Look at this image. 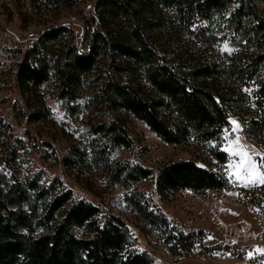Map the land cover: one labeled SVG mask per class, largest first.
<instances>
[{"label":"trees","instance_id":"1","mask_svg":"<svg viewBox=\"0 0 264 264\" xmlns=\"http://www.w3.org/2000/svg\"><path fill=\"white\" fill-rule=\"evenodd\" d=\"M52 1L68 5L73 0ZM86 1L22 12L21 21L29 26L57 20ZM32 3L45 6V0ZM262 3L95 0L83 50L65 44L70 28L50 26L18 64L17 85L32 109L28 121L45 115L46 89L64 103L68 116L82 113L96 119L85 122L92 163L103 169L106 185L126 191L140 230L157 231L171 254L188 255L201 231L168 218L135 184L150 179L160 198L182 190L203 195L228 186L226 176L221 168L212 169L209 160L202 166L194 159H177L154 169L113 154L133 146L126 129L133 118L168 145L193 140L219 166L229 159L219 146L232 117L242 121L249 139L264 137ZM222 41L234 51H222ZM212 140L214 145L206 144ZM67 149L63 162L81 168L86 152ZM20 156L18 145L0 155V264H154L149 251L132 246L128 223L103 203L78 194L59 176L45 182L34 175L20 178L13 166Z\"/></svg>","mask_w":264,"mask_h":264},{"label":"rangeland","instance_id":"2","mask_svg":"<svg viewBox=\"0 0 264 264\" xmlns=\"http://www.w3.org/2000/svg\"><path fill=\"white\" fill-rule=\"evenodd\" d=\"M264 8V3L261 4ZM86 10V7H85ZM74 17H73V16ZM76 14L69 13L67 18H76ZM70 16V17H69ZM63 17V18H64ZM78 17V16H77ZM8 19V20H7ZM0 14V25L8 29H17L19 25L18 17L13 15L6 17ZM2 25L0 27H2ZM65 44H74L77 39V32L70 28ZM225 41H222L220 48L223 49ZM230 48V47H229ZM51 91L46 89L44 96L45 115L42 120L28 121V114L31 107L25 102V95L17 85L15 75L0 74V155L9 148L18 145L21 156L18 157L13 166L17 167L20 178L37 176L41 182L49 180L53 176H59L64 184L72 187L78 194H86L91 200L103 203L114 214L124 219L132 231V246L138 250H147L151 254L162 258L161 264H170L173 256L167 246L162 244L157 237L155 230H140L141 221L128 207L126 201V191L119 187H110L104 182V172L100 165H95L91 161L93 156L89 140L85 136V122L95 121L82 113L68 116L64 103L56 100L50 95ZM85 95H87L85 93ZM22 101L24 108L22 107ZM240 125V131L232 133L231 123L225 128L228 130L229 139L235 135L241 137V143L249 150L264 153V137L256 140L249 139L244 133V125L237 117H232ZM126 129L132 138L133 146L130 149L120 148L114 154V158L139 160L145 166L156 169L161 164L177 159H194L202 166L206 161H210L212 169L221 168L227 178L228 184L241 185L235 176H229L228 165L230 158L219 166L211 158L208 152L193 140L178 145H168L159 139L142 121L131 119L126 122ZM225 129L223 131V141L219 148L223 149L227 141L224 140ZM24 141V147L16 144L15 139ZM49 142L56 152L45 144ZM207 145H214L215 142L208 141ZM77 147L86 152L85 163L79 166H69L63 162L68 147ZM259 159V157H257ZM135 188L142 190L145 196L152 198L161 208L168 218L176 221L184 228L188 229H208L212 235L228 234L229 226L237 221L245 220L254 226V217L244 204L233 199V194L210 195L208 197L200 194H193L190 190H182L166 198H160L152 191L150 179H144L135 184ZM201 211L200 214L198 212ZM78 235L81 230H76ZM213 259H203L201 256L183 258L175 264H217Z\"/></svg>","mask_w":264,"mask_h":264},{"label":"built area","instance_id":"3","mask_svg":"<svg viewBox=\"0 0 264 264\" xmlns=\"http://www.w3.org/2000/svg\"><path fill=\"white\" fill-rule=\"evenodd\" d=\"M57 1V0H56ZM74 0L63 5L60 1L53 4L52 0H45V6H37L32 0H0L3 12L18 15L17 29H0V64L5 67V74L14 75V69L20 63V54L31 48L38 38V34H28L24 29V22L20 20L21 12L33 14L38 9L49 10V5L71 6ZM95 0H89L86 5V14L81 18H59L56 24H65L77 33L75 46L79 50L84 48V38L88 30L93 27V12ZM53 24H46L49 27ZM191 191V190H190ZM193 194V191H191ZM233 194V199L245 205L254 217V226L245 220L237 221L229 226L228 234L212 235L208 229H193L201 232L195 236L191 251L188 255L171 254L170 264H175L183 258L201 256L203 259H213L217 264H264V253L257 249H264V185L243 187L242 185L229 184L220 189H208L203 195ZM201 211L198 212L200 214ZM154 264H161L162 258L152 253Z\"/></svg>","mask_w":264,"mask_h":264},{"label":"snow or ice","instance_id":"4","mask_svg":"<svg viewBox=\"0 0 264 264\" xmlns=\"http://www.w3.org/2000/svg\"><path fill=\"white\" fill-rule=\"evenodd\" d=\"M222 51L230 54L234 49L229 48L228 43L225 42ZM230 123L232 133L240 131L237 121L232 120ZM229 135L228 130L225 129L224 140L227 141V144L222 151L227 152L230 158L228 165L230 178L234 175L236 181L240 182L243 187L264 185V153L249 150L240 142L239 135H235L233 139H229ZM256 251L264 253V249Z\"/></svg>","mask_w":264,"mask_h":264},{"label":"bare ground","instance_id":"5","mask_svg":"<svg viewBox=\"0 0 264 264\" xmlns=\"http://www.w3.org/2000/svg\"><path fill=\"white\" fill-rule=\"evenodd\" d=\"M88 2H89V0L88 1H86L85 3H83V4H81L78 8H73V9H71V10H67V11H65V12H63L59 17H58V19L57 20H59V18H63L65 15L67 16L69 13H74V14H76L75 16H76V18H81V17H83V16H85V14H86V10H85V7H86V5H88ZM22 13V12H21ZM21 13H20V20H21ZM44 14L42 15L43 17H46L47 16V14L45 13V12H43ZM0 14H3L4 16H5V21H7L6 20V17L8 16V17H11V16H13V15H15V16H17L18 17V15H16V14H7V12H3V7H1L0 6ZM73 16V15H72ZM70 17V16H69ZM74 17V16H73ZM34 19L33 20H38L37 19V16H35V17H33ZM57 20H51V21H48V22H46V23H38V21H35V22H33V23H31L29 26H24V29H25V32L26 33H28V34H37V33H39L38 34V37H39V35L42 33V31L43 30H45L46 28H48V27H46V24H53V25H50V26H55V25H64L65 26V24H56L57 23ZM28 23V22H27ZM2 25V24H1ZM0 25V26H1ZM28 25V24H27ZM49 26V27H50ZM0 29L1 30H8V28H6V27H4L3 25H2V27H0ZM24 54H20V60H21V58H22V56H23ZM16 71H17V68H15L14 69V75H15V73H16ZM0 74H5V67L3 66V65H1L0 64Z\"/></svg>","mask_w":264,"mask_h":264},{"label":"water","instance_id":"6","mask_svg":"<svg viewBox=\"0 0 264 264\" xmlns=\"http://www.w3.org/2000/svg\"><path fill=\"white\" fill-rule=\"evenodd\" d=\"M236 121V120H235Z\"/></svg>","mask_w":264,"mask_h":264}]
</instances>
